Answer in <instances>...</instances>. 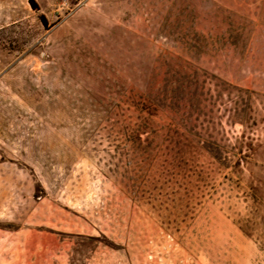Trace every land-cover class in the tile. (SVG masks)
<instances>
[{
    "label": "rangeland",
    "instance_id": "rangeland-1",
    "mask_svg": "<svg viewBox=\"0 0 264 264\" xmlns=\"http://www.w3.org/2000/svg\"><path fill=\"white\" fill-rule=\"evenodd\" d=\"M0 264H264V0H0Z\"/></svg>",
    "mask_w": 264,
    "mask_h": 264
},
{
    "label": "trees",
    "instance_id": "trees-1",
    "mask_svg": "<svg viewBox=\"0 0 264 264\" xmlns=\"http://www.w3.org/2000/svg\"><path fill=\"white\" fill-rule=\"evenodd\" d=\"M41 21H42V23L44 24V25H46V18L44 17V16H41Z\"/></svg>",
    "mask_w": 264,
    "mask_h": 264
}]
</instances>
